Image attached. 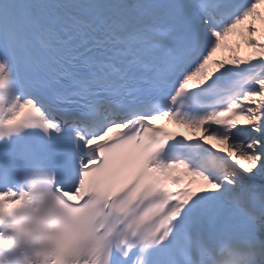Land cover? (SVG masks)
<instances>
[{
  "label": "snow or ice",
  "instance_id": "snow-or-ice-1",
  "mask_svg": "<svg viewBox=\"0 0 264 264\" xmlns=\"http://www.w3.org/2000/svg\"><path fill=\"white\" fill-rule=\"evenodd\" d=\"M0 246L264 264V0H0Z\"/></svg>",
  "mask_w": 264,
  "mask_h": 264
}]
</instances>
